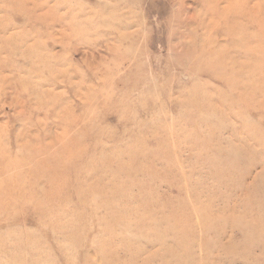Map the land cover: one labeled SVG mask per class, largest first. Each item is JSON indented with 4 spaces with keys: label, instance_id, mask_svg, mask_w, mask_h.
<instances>
[{
    "label": "rangeland",
    "instance_id": "rangeland-1",
    "mask_svg": "<svg viewBox=\"0 0 264 264\" xmlns=\"http://www.w3.org/2000/svg\"><path fill=\"white\" fill-rule=\"evenodd\" d=\"M0 264H264V0H0Z\"/></svg>",
    "mask_w": 264,
    "mask_h": 264
}]
</instances>
